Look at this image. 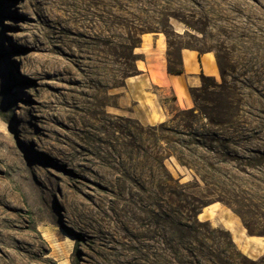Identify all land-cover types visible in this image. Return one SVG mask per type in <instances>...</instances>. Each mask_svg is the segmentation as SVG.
<instances>
[{
  "label": "rangeland",
  "instance_id": "1",
  "mask_svg": "<svg viewBox=\"0 0 264 264\" xmlns=\"http://www.w3.org/2000/svg\"><path fill=\"white\" fill-rule=\"evenodd\" d=\"M0 264H264V0H0Z\"/></svg>",
  "mask_w": 264,
  "mask_h": 264
},
{
  "label": "crops",
  "instance_id": "2",
  "mask_svg": "<svg viewBox=\"0 0 264 264\" xmlns=\"http://www.w3.org/2000/svg\"><path fill=\"white\" fill-rule=\"evenodd\" d=\"M143 55L142 64L138 66L140 76L134 79L140 87V92L158 105V94L147 92L150 85L167 87L172 92L176 104L189 107L191 103L189 89L198 86L201 75L216 76L218 67L214 56L209 52H198L193 49H182L180 55V73L167 71V46L166 39L159 33L144 37L139 47ZM160 116L164 118V112L159 106ZM162 120V119H160Z\"/></svg>",
  "mask_w": 264,
  "mask_h": 264
},
{
  "label": "trees",
  "instance_id": "3",
  "mask_svg": "<svg viewBox=\"0 0 264 264\" xmlns=\"http://www.w3.org/2000/svg\"><path fill=\"white\" fill-rule=\"evenodd\" d=\"M180 55H178V63H177V67L175 66V63L174 62H171V61H168V64H167V71L169 73H180L182 70L180 68ZM219 67H220V72L223 74V69L219 63Z\"/></svg>",
  "mask_w": 264,
  "mask_h": 264
},
{
  "label": "bare ground",
  "instance_id": "4",
  "mask_svg": "<svg viewBox=\"0 0 264 264\" xmlns=\"http://www.w3.org/2000/svg\"><path fill=\"white\" fill-rule=\"evenodd\" d=\"M250 243V242H249ZM251 244V243H250ZM262 248H263V246H262ZM254 249V248H253ZM261 250V249H260ZM259 251V250H258Z\"/></svg>",
  "mask_w": 264,
  "mask_h": 264
}]
</instances>
